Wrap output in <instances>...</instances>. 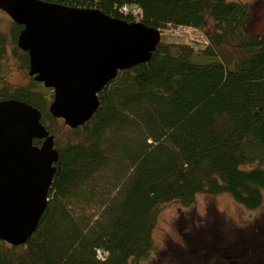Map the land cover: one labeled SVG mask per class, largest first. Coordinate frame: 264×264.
<instances>
[{
    "label": "trees",
    "instance_id": "16d2710c",
    "mask_svg": "<svg viewBox=\"0 0 264 264\" xmlns=\"http://www.w3.org/2000/svg\"><path fill=\"white\" fill-rule=\"evenodd\" d=\"M42 1L95 7L160 31L194 28L206 43L160 40L148 61L117 71L77 128L52 116L53 90L32 76L27 85L1 84L0 100L40 111L58 158L36 229L24 244L0 240V264H138L155 249L152 232L166 202L189 207L198 194L228 193L250 210L262 204L264 32L251 31L249 3ZM22 27L12 21L9 34L0 31V57L13 44L28 73V54L17 46Z\"/></svg>",
    "mask_w": 264,
    "mask_h": 264
},
{
    "label": "water",
    "instance_id": "95a60500",
    "mask_svg": "<svg viewBox=\"0 0 264 264\" xmlns=\"http://www.w3.org/2000/svg\"><path fill=\"white\" fill-rule=\"evenodd\" d=\"M0 9L23 26L17 46L28 54V74L52 88L49 111L70 128L92 116L98 92L118 70L148 61L161 40L160 29L95 7L0 0ZM40 116L24 101L0 100V240L12 246L36 229L55 172L54 136Z\"/></svg>",
    "mask_w": 264,
    "mask_h": 264
},
{
    "label": "rangeland",
    "instance_id": "374dc122",
    "mask_svg": "<svg viewBox=\"0 0 264 264\" xmlns=\"http://www.w3.org/2000/svg\"><path fill=\"white\" fill-rule=\"evenodd\" d=\"M238 1L247 2L251 7V31L255 34L264 32V0ZM11 23V18L0 9V31L9 34ZM160 39L188 43L195 48L206 43L201 31L188 27L162 29ZM12 48L13 44L7 45L5 55L0 57V86L27 85L30 76L19 68ZM51 92L48 90L45 95L48 97ZM262 195V204L252 210L237 203L228 193L198 194L189 207H183L176 201L162 204L152 232L155 249L138 264H168L171 258L187 264L191 255L194 260L190 264H229V261L238 264L240 258L233 259L232 255H244V250L251 254L256 250L259 252L260 248L264 255V189ZM215 243L218 245L214 248ZM221 259L226 262H221Z\"/></svg>",
    "mask_w": 264,
    "mask_h": 264
},
{
    "label": "flooded vegetation",
    "instance_id": "af4514ba",
    "mask_svg": "<svg viewBox=\"0 0 264 264\" xmlns=\"http://www.w3.org/2000/svg\"><path fill=\"white\" fill-rule=\"evenodd\" d=\"M218 244H214L213 247L215 248ZM224 247V246H223ZM259 247V246H258ZM261 247V246H260ZM224 251L226 250V248H223ZM218 250V248H217ZM250 253L252 252L251 250H249ZM259 251V250H258ZM226 252V251H225ZM238 252H242V251H237L236 253ZM244 252V255H237V254H234L232 255L233 259H237V258H240V260L238 261V264H264V255H262V251H261V248H260V251L257 252H254V253H251L249 254L248 251H247V254H246V250L243 251ZM240 256V257H239ZM231 257V256H229ZM224 259H226L225 257H223ZM243 258V259H242ZM228 260V259H227ZM229 261V260H228ZM221 262H226L224 261L223 259H221ZM228 263V262H227ZM229 264H237L235 262H230L229 261Z\"/></svg>",
    "mask_w": 264,
    "mask_h": 264
},
{
    "label": "built area",
    "instance_id": "2783aa9c",
    "mask_svg": "<svg viewBox=\"0 0 264 264\" xmlns=\"http://www.w3.org/2000/svg\"><path fill=\"white\" fill-rule=\"evenodd\" d=\"M122 11L127 12L128 11L127 6H123Z\"/></svg>",
    "mask_w": 264,
    "mask_h": 264
}]
</instances>
